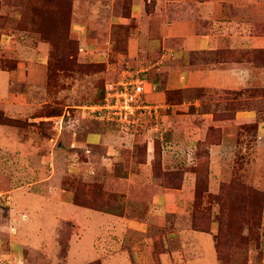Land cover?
<instances>
[{
  "label": "rangeland",
  "instance_id": "374dc122",
  "mask_svg": "<svg viewBox=\"0 0 264 264\" xmlns=\"http://www.w3.org/2000/svg\"><path fill=\"white\" fill-rule=\"evenodd\" d=\"M75 23L105 41L106 55L82 56ZM174 23L230 40L181 60H233L252 73L237 90L165 94L168 105L198 99L224 122L193 145L188 126L176 131L166 118L160 136L146 120L124 129L82 108L139 69L155 87L172 46L160 27ZM241 38L255 43L232 41ZM37 41L48 43L44 59L28 52L41 50ZM18 91L27 105L20 112ZM239 110L256 112V120H229ZM262 127L264 0H0V264H264ZM94 131L114 137L117 152L108 157L95 140L85 147ZM213 145L222 149L212 157ZM135 176L141 205L130 209ZM184 179L191 185L173 203L164 192Z\"/></svg>",
  "mask_w": 264,
  "mask_h": 264
},
{
  "label": "crops",
  "instance_id": "0c3cea01",
  "mask_svg": "<svg viewBox=\"0 0 264 264\" xmlns=\"http://www.w3.org/2000/svg\"><path fill=\"white\" fill-rule=\"evenodd\" d=\"M165 26V25H164ZM160 27V32L164 35L162 36L164 43L168 44L169 40L172 42V46L169 49V52L162 53L161 61L164 63L158 67L159 71V79L158 82H152L155 85V90L145 95V99L149 102L156 101L155 103H159L163 105L161 109V118L167 121V125L172 123L173 128L178 131L179 129H183V127L188 126L187 131V139H189L191 144L197 142L199 138L205 137V130L209 125H219L223 121L214 119L213 112L204 109L203 107L198 108L201 106V102L198 99L193 98V101L190 99H183L181 103H175L168 105L165 101V94L167 91L172 90H186V89H201L203 93L206 92H213V91H222V90H237L241 89L249 84V79L253 78L252 73L247 68L245 64L242 62H237L233 60H220V61H183L181 60L183 52H190V51H199V50H210L215 51L217 49H221V44H225V42H230V40L222 39L220 34L217 33H208L202 32L200 34H191L192 28L191 26H187L186 24H179L176 23L172 24V26L166 25L165 27ZM72 33L75 39L78 40V43L81 47V54L82 56H93V58H100L101 55H106L108 52L109 47H104L103 39H90L88 36L89 30L82 26L78 25V23L73 24L72 26ZM97 28V34L102 36L101 31L103 29ZM185 31L187 32L185 38H181L178 32ZM183 33V32H182ZM237 42L238 46H243L248 43V46H252L255 43V40L241 38L239 40H232ZM36 43L38 47L41 49L40 51L36 52L35 46L30 48V51L34 53L35 56H41L44 59L46 56V50L48 47V43L44 41H37ZM105 42V41H104ZM110 40H107V43ZM24 43V42H23ZM28 43V42H26ZM133 43V41H132ZM251 43V44H250ZM250 44V45H249ZM133 45L131 44V39L128 43V49H131ZM236 47V46H235ZM26 48L21 47V52H26ZM131 52V50H129ZM23 56V54H19V59ZM169 61V64H167ZM21 63L24 62L19 60L17 62L18 67L21 66ZM166 63V65H165ZM148 69H139L136 72H140V74H145ZM260 75V74H259ZM259 75L257 76V80H259ZM255 76V75H254ZM256 78V76H255ZM120 79V78H119ZM118 80V79H117ZM115 80V81H117ZM114 81V82H115ZM260 81V80H259ZM150 94V95H149ZM25 99V95L18 91L15 94V110L17 112L23 111L25 108L23 102ZM83 108V106H82ZM171 108V116L170 115H163L166 109ZM256 112L250 110H239L235 111L233 118L229 119L233 122H241V121H253L256 120ZM17 115V114H15ZM98 118V117H96ZM99 119V118H98ZM186 119V120H185ZM263 123V122H262ZM261 123V124H262ZM261 128V125H260ZM264 129V127H262ZM180 131V130H179ZM186 132L185 130H183ZM195 132V135L193 134ZM163 138V137H162ZM95 140V142H100L101 145L105 146L106 148V155L109 157L117 152L119 149L118 146H115L116 143L114 137L99 133L97 131L94 132H86L83 143L85 147H88L91 144V141ZM184 145L185 143L182 142ZM194 145V144H193ZM222 149L221 145H213L209 148L210 156H214L216 153L220 152ZM217 157L220 156L217 154ZM110 160V158H107ZM189 172L185 173V176H189ZM136 177V178H135ZM131 179L130 184H128V191L131 194V198H128L126 201L130 203V209L132 207H138L141 205L139 198L137 197V192L139 191L140 185L142 184L141 176H135ZM189 179L191 177H188ZM184 179L186 182L182 184L179 189H170L165 190L164 194L173 196V203L174 199L178 202V192L185 190L190 187L191 179L190 180ZM30 184V183H29ZM131 185V186H130ZM130 199V200H129ZM160 199V198H158ZM156 202L158 200H155ZM161 202L163 204V200L161 198ZM163 208V206H162ZM133 226L137 225L135 223ZM135 224V225H134ZM143 261L138 259L136 264H142ZM146 264V262H145Z\"/></svg>",
  "mask_w": 264,
  "mask_h": 264
},
{
  "label": "built area",
  "instance_id": "2783aa9c",
  "mask_svg": "<svg viewBox=\"0 0 264 264\" xmlns=\"http://www.w3.org/2000/svg\"><path fill=\"white\" fill-rule=\"evenodd\" d=\"M154 89L143 74L136 72L107 85L102 102L83 108L95 117L115 121L124 129L134 126L136 131L146 120L150 122V128L160 131L161 136L166 131L160 113L163 105L145 99V95Z\"/></svg>",
  "mask_w": 264,
  "mask_h": 264
},
{
  "label": "trees",
  "instance_id": "16d2710c",
  "mask_svg": "<svg viewBox=\"0 0 264 264\" xmlns=\"http://www.w3.org/2000/svg\"><path fill=\"white\" fill-rule=\"evenodd\" d=\"M143 75H144L149 81H151L147 72H146L145 74H143ZM172 91H174V90H172ZM104 93H105V92H104ZM103 97H104V94L102 95L100 101H98V102H94V103H100V102H102ZM233 115H234V113L232 114V116H233ZM213 116H214V119L216 120L217 118L215 117L214 114H213ZM221 118H222V117H221Z\"/></svg>",
  "mask_w": 264,
  "mask_h": 264
}]
</instances>
